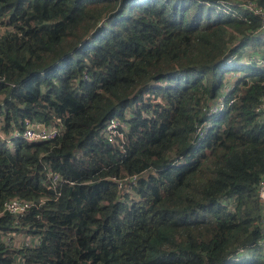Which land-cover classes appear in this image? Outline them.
Returning <instances> with one entry per match:
<instances>
[{
  "label": "trees",
  "instance_id": "trees-1",
  "mask_svg": "<svg viewBox=\"0 0 264 264\" xmlns=\"http://www.w3.org/2000/svg\"><path fill=\"white\" fill-rule=\"evenodd\" d=\"M246 4L264 11L0 0V133L59 130L0 137V264H264V66L249 60L264 32ZM10 199L32 203L17 225L1 214Z\"/></svg>",
  "mask_w": 264,
  "mask_h": 264
},
{
  "label": "built area",
  "instance_id": "built-area-1",
  "mask_svg": "<svg viewBox=\"0 0 264 264\" xmlns=\"http://www.w3.org/2000/svg\"><path fill=\"white\" fill-rule=\"evenodd\" d=\"M245 7H246L245 9H248L249 11L260 17L261 25L259 32L263 33L264 11H261L260 9H256L249 4H246ZM249 60L255 65L264 66V57H259L258 55L256 56L252 55V57ZM218 103L219 104L217 106L213 107L212 109L213 113H218L222 111V109L224 108V103H222L220 100L218 101ZM120 127L124 128L125 126L117 119L110 120L107 123V125L104 127L102 132L109 135L108 142H112V139L116 138L115 136L117 135L118 129ZM58 133L59 130L56 127H38V128L27 127L22 132L13 133L10 139L5 138L1 133H0V137L2 140L7 141L6 142L7 145L8 143L11 145V142L14 139H19L28 143H32L36 141H51L57 137ZM197 135L199 137L203 135V128L198 129ZM120 138H122V136H120ZM50 179L52 180L53 185H55L60 180L58 176H50ZM128 180L130 181V179ZM118 186L120 187L121 184H118ZM258 198L264 207V181H262L258 187ZM31 206H32L31 202L22 201L19 199H10L4 203L1 214L7 213L12 217H14L16 220L14 223L17 225L18 220L28 212ZM262 223L264 224V218ZM261 233L263 237L259 242V246L261 249H264V226H262ZM4 240L8 246L11 245L14 247L16 246V244H19L13 239V234H7ZM21 243L28 244L29 241L24 239L22 242H20V244Z\"/></svg>",
  "mask_w": 264,
  "mask_h": 264
},
{
  "label": "rangeland",
  "instance_id": "rangeland-1",
  "mask_svg": "<svg viewBox=\"0 0 264 264\" xmlns=\"http://www.w3.org/2000/svg\"><path fill=\"white\" fill-rule=\"evenodd\" d=\"M237 3V2H236ZM260 34H262V33H260ZM259 34V35H260ZM249 51V50H248ZM224 79L226 80V81H228V80H230V81H232L233 79H234V76H233V72L232 73H227V75L224 77ZM224 80V81H225ZM229 82V81H228ZM227 83V82H226ZM229 88L228 87V84H226L223 88H222V91H224V90H227V88ZM104 129V128H103ZM102 129V130H103ZM101 130V131H102ZM124 132H125V130H124ZM102 136H103V138H105L106 140H108V138H109V135H107V134H105V133H103L102 132ZM116 139H121L120 137H118V138H114V139H112V142H110V143H114V142H116L117 140ZM8 145L11 147V145L8 143ZM124 189V187L122 186V188H121V195L122 196H124L125 195V191L123 190ZM128 190V189H127ZM13 239L17 242V243H20V242H22L23 240H24V238H23V236L22 235H20V234H13ZM25 240H28V239H25Z\"/></svg>",
  "mask_w": 264,
  "mask_h": 264
}]
</instances>
